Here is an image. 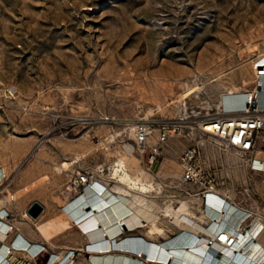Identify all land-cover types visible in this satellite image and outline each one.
<instances>
[{
    "label": "rangeland",
    "instance_id": "1",
    "mask_svg": "<svg viewBox=\"0 0 264 264\" xmlns=\"http://www.w3.org/2000/svg\"><path fill=\"white\" fill-rule=\"evenodd\" d=\"M259 60L264 67V0H0V200L10 204L23 229L63 250L54 262L18 252L10 264H62L65 258L71 264H95L91 239L64 206L82 192L70 188L78 170L97 173L115 191L128 185L147 194L149 186L133 174L139 167L157 188L149 200L161 197L155 213L153 203L136 195L140 206L153 207L162 228L151 238L177 234L171 208L180 213L197 205L185 193L194 186L178 180L179 155L196 141L212 142L201 143L200 154L216 187L227 189L237 202L262 207L259 191L253 194L251 188L253 179L264 182L263 170L236 150L223 149L214 137L188 134L221 92L239 96L257 83L253 64ZM206 80L211 81L207 86L186 95L187 85ZM174 117L186 118L182 131L155 160L167 170H147L146 153L137 150L128 129L139 119ZM257 145L255 155L264 159V128ZM121 164L130 178L123 172L115 177L113 168ZM143 186L147 190L141 191ZM34 200L43 209L29 220L27 208ZM149 227L143 220L112 237L103 234V240L147 236ZM122 248L112 245L108 251L148 258ZM193 264L217 263L212 256Z\"/></svg>",
    "mask_w": 264,
    "mask_h": 264
},
{
    "label": "bare ground",
    "instance_id": "2",
    "mask_svg": "<svg viewBox=\"0 0 264 264\" xmlns=\"http://www.w3.org/2000/svg\"><path fill=\"white\" fill-rule=\"evenodd\" d=\"M260 62L261 60L258 61L257 65L253 64V66H254V73L256 76L255 80L260 82L258 84H261L256 88V90L259 91V98L260 101H262L263 103L264 102V72L262 68L264 67L260 64ZM242 81L244 84H246L245 79H243ZM210 82L211 81L208 80L207 82L206 80L204 82H201L200 84L196 83L197 85L195 87L187 85L188 93L186 95H188L189 93H191L196 89L201 88L204 85L207 86L208 85L207 83ZM229 94H232V92L229 91ZM217 96H218V101L223 104H226L228 98H230V96H227L224 92H221ZM234 96L235 94H233V97ZM133 130L134 127L131 126L129 128L131 134H133ZM149 140L152 141V138L149 137ZM201 143L204 144V146H210V143L212 142H210V140L207 141L203 140V142ZM125 149L127 152L126 157L127 158L132 157L129 155L132 152L131 145L129 144L126 145ZM124 165L122 164L116 165L113 168L114 170L113 172L116 174L115 177H117V180L118 178L121 177L119 175L120 174L119 172H123V174H125L124 177L130 178L129 174L127 173L128 172L127 168ZM253 165L254 167L258 166L264 168V159L263 161H259V162L255 160ZM94 186L96 192H98L97 197L94 196L95 198L90 199L92 194L89 195L87 189L90 187H88L85 188L86 190L81 189L82 192L79 194V196H77V198L74 199L72 198L69 202L65 203L64 206L68 205L67 212L71 215L73 220H75L84 230H86L89 238L91 239L88 242L90 243L91 246L90 248H92V250L90 251L91 254L90 257L95 264H146L147 262L146 260H148L151 263L154 262L153 264H165L170 262L172 264H193V263H201L202 261H206L208 258L212 256H215V261L217 264H253L255 260L252 256L256 252L260 251L259 249L260 243L255 244V246L251 245L248 247L239 248L237 251L233 249L223 248V246L220 243L215 241L212 244L206 243L207 236L213 237L214 234L220 229L221 224H223L224 226L228 220L232 222V224L235 226L239 220V216L242 214V211H246L243 207H241L238 204L230 203V202L225 204L224 203L225 201H222L218 196H216V193H213L211 195V198L213 197V200L211 199V202L215 207L220 208L222 212L209 208L206 210L207 211L206 213H209V215L212 218H215L214 222L212 223V226L213 225L214 226L210 231V235L198 234V230H197L198 227L197 228L195 227V223L193 222V220L188 216H184L182 217L183 224L181 226L180 231L177 234L173 236H169L165 240L156 241L155 239L151 238L152 236L151 234L162 233V228L157 225L158 223L156 224L154 212L151 209L140 206L135 201L137 198L136 199L134 198L131 201L128 200V197L131 194L133 195L135 194L134 197H136V195L139 194L145 196L144 194L145 191H143L145 188L144 186L141 189V191L143 192L136 191L134 187L130 188L126 186L124 187L125 190L123 191L122 190L115 191L109 188L108 186H106L104 184V181L102 183L100 180H96ZM145 190H147V187L145 188ZM6 201L10 202L11 200H9V198L6 197ZM1 202H5V200H1ZM221 204L224 205L223 209H222L223 205L221 206ZM184 208L186 209V207ZM0 211H2V213L4 212L2 208H0ZM142 218L146 219L150 224L147 233L148 237L138 233V234H126L125 236H123L124 238L121 240L118 239H115L113 241L108 239L103 240L104 238L103 234H105V237H112L115 234H117V232H119L123 228V226L126 225L138 226V224H141L143 222ZM32 220H35L34 217H32ZM0 225L2 226L1 229L7 227L5 222L2 223L0 221ZM1 235L2 233L0 232V236ZM112 245L115 247H124L126 248V250L128 249L133 253H138L140 255L142 254L144 255V258L145 256L148 258H146L145 260L146 262H145L141 260H134L132 254L128 255V257H121V256L119 257L113 255L108 251V247L110 248ZM6 248L7 247L4 244L1 249V252L4 253V255H6ZM4 255H1L0 257V264H5L1 262L4 258ZM53 257L54 256H52L51 259H53ZM213 260L214 259L211 260L209 259V261H213ZM62 264H71V263H69L68 258H65Z\"/></svg>",
    "mask_w": 264,
    "mask_h": 264
},
{
    "label": "built area",
    "instance_id": "3",
    "mask_svg": "<svg viewBox=\"0 0 264 264\" xmlns=\"http://www.w3.org/2000/svg\"><path fill=\"white\" fill-rule=\"evenodd\" d=\"M258 83L260 82L257 81L243 95L230 96L226 104L218 102L214 106L206 108L204 112L200 113L199 119L191 127L192 131L188 134L193 135L194 132H197L214 137L223 149L236 150L242 157L251 162L253 168L264 171V168L254 167L253 165L255 160L257 162L263 161V159L255 155L258 148L257 138L264 128V102L260 101L259 91L256 90L261 85ZM185 121V117H174L139 119L134 123V143L138 151L142 154L146 153L147 163H154L156 158L162 155L164 145L170 138L181 133V127ZM155 124L156 129L154 127ZM153 132H155V138L150 141L149 137ZM200 145L201 142L196 141L184 148L180 153L179 162L182 167V173L179 180L181 183H191L197 187L196 190L187 188L185 190L187 195L199 194L206 198L215 193L217 187L211 170L203 164ZM3 176V172H0V180ZM96 180H99L97 173L89 170H78L71 178L70 188L74 190L88 187L94 188ZM7 213L5 210L3 213L0 211V220L6 218ZM12 228L13 225L9 224L8 230ZM257 231V220L254 219L251 211L246 210L242 211L234 229L222 227L213 237L207 236L206 243L212 244L215 241L220 243L223 248L237 251L239 248L255 246L251 238L255 236ZM44 251H46L45 243H37L20 238L19 233H16L9 240L6 255L1 262L10 264L14 260V254L18 252H22L28 258L34 259ZM252 257L255 260L253 264H264V252L261 257H254V255Z\"/></svg>",
    "mask_w": 264,
    "mask_h": 264
},
{
    "label": "crops",
    "instance_id": "4",
    "mask_svg": "<svg viewBox=\"0 0 264 264\" xmlns=\"http://www.w3.org/2000/svg\"><path fill=\"white\" fill-rule=\"evenodd\" d=\"M145 167H146L147 170H151L152 168H157V170H162V171H165V169L167 170V168H166L167 166L165 164H163L162 161L159 162L158 165H157L156 162L153 163V164H151V165H147L146 164ZM170 169H171V171H175L176 170L175 167H171ZM2 171H4L3 168H0V172H2ZM147 173L149 174L150 172H147ZM133 174H134V177H136L141 184H144V185H148L149 186V189L150 190H148L146 192L147 194H145V198L150 203H153L148 198L149 197V193H151V191H153V190L157 191V188L152 184V182L149 179V176H147V179H146L145 178V176H146L145 172L144 171H141V169L139 167H138V171L133 172ZM154 178L160 180L161 182H163L164 180H166L163 177H158V176L157 177H154ZM179 178H178V180H179ZM189 184L192 185V186H194L191 183H189ZM126 187H129V186L126 185ZM194 187L191 188V189L192 190H196L197 187L196 186H194ZM90 188H88L87 191L89 192V195L92 194V196L90 197V199H93V198H95V197L98 196V192H96L95 188H93V187L91 189ZM117 188H119V187H117ZM130 188H132V187L130 186ZM251 189H252V193L253 194L257 193L256 191H259L260 193H262V194H260L258 192V196L260 195V199H261V202L263 204L264 203V182H257V181L255 182L254 179H253L252 188ZM80 191L81 190H79V192ZM215 193H216V196H218L222 201H225L224 202L225 204L226 203H229V202L230 203H235V204H238L241 207H243L245 210H248V211H251L252 212V216L254 217V219L257 220V228H258V231L255 234V236L251 238V241H252V243H255V244H259V243L261 244V245L259 244L260 251L259 252H256L254 254V256L257 254L255 257H261L263 255V252H264V205L262 207H260L259 204L253 205V204H249L247 202H237V201H235L229 195L228 190L225 189V188H222V187L216 188ZM19 194H21V193L19 192ZM134 196H135V194L134 195L133 194L129 195L128 200L131 201L134 198L136 199V197H134ZM191 196L193 197V199L195 200V203L197 204L195 206V209L194 210H192L190 208H188L186 210L185 208H183L182 210H186V212L180 211V213H178L179 211H177L174 208H171V210L169 211V212H171V214H173V219L176 220V221H174V223L177 225L176 232L178 233L180 231V229H181V226L183 224V218L182 217L188 216L195 223V227L196 228L198 227L197 228L198 234L210 235V231L212 230V227L214 226V225L212 226V223L214 222V219L215 218H212L209 215V213H206L207 212L206 210L208 208L209 209H213V210H218L219 212H222V210L220 208L215 207L213 205V203L211 202V199L213 200V197L211 198V195L208 196L210 199L208 197L204 198V197H202L199 194L191 195ZM160 198H161L160 196H156L155 197L156 203H153V205L155 207L154 208L155 209V213H159V210H158V205L159 204H158L157 201ZM128 203H130V202H128ZM255 203H257V202H255ZM9 205L10 204H7V203L5 205L4 204L2 205V202L0 200V208L3 207V210L8 211L6 218H3L2 220H0L2 223L5 222L6 223V226H7L6 228L1 229L2 226L0 225V232L2 233V235H1L2 237L0 236V257H1V255H4V253L1 252V249H2L3 245L5 244L6 247H7L8 243H9V240L16 233H19L20 238H25V239H28L30 241L37 242V243H48L50 250L49 251L47 250V252L46 251L45 252H42L41 255H40V257H44V259H46L47 261H51L52 260L51 262H54L55 259L58 260L60 257L63 256V250H59V251L56 250L55 247H54V245H52L49 242L48 239H46L45 237L40 236V235L39 236H34V235L30 234L29 231L23 229V227L20 224H18L16 221H14V217L12 216L11 210L8 207ZM222 205L223 204H221V206ZM209 206H211V207H209ZM142 207H146V208L151 209L153 211V209H152L153 207H151L149 204H145L144 203L142 205ZM223 208H224V205L222 206V209ZM204 209H205V211H204ZM1 213H2V211H1ZM22 217H24V214H22ZM28 219L29 220H32V218H28ZM142 220H146V219L142 218ZM9 224H12L13 225V228L11 230H8ZM124 227L125 228H128V227L131 228L133 226H127L126 225ZM207 227L208 228H211V229H208ZM221 227H226V228H229L230 227V229L231 228L234 229V225L232 224V222H230L228 220H227V223L224 226H223V224H221L220 225V228ZM205 228H206V230H205ZM140 234H143V233H140ZM3 235H4V237H3ZM143 235H145V234H143ZM164 240H165V238H164ZM52 256H54L53 259H51ZM4 257H5V255H4Z\"/></svg>",
    "mask_w": 264,
    "mask_h": 264
},
{
    "label": "water",
    "instance_id": "5",
    "mask_svg": "<svg viewBox=\"0 0 264 264\" xmlns=\"http://www.w3.org/2000/svg\"><path fill=\"white\" fill-rule=\"evenodd\" d=\"M42 209H43L42 204L34 200L28 206L27 213L31 215L32 217H36L41 212Z\"/></svg>",
    "mask_w": 264,
    "mask_h": 264
}]
</instances>
